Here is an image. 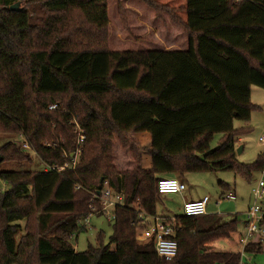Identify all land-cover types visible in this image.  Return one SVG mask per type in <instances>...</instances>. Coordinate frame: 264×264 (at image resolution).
I'll return each mask as SVG.
<instances>
[{"label": "trees", "instance_id": "16d2710c", "mask_svg": "<svg viewBox=\"0 0 264 264\" xmlns=\"http://www.w3.org/2000/svg\"><path fill=\"white\" fill-rule=\"evenodd\" d=\"M145 1L187 29V50L110 49L108 0H0V133L19 135L31 148L11 140L0 153L5 160L31 162L35 154L46 165L66 164L78 135L62 120L64 111L86 135L75 168L0 171L8 184L0 191V264L242 263L241 252L212 246L237 231V215L179 216V250L170 261L153 243L140 244L138 234L141 215L158 213L161 177L233 171L249 180L264 170V153L252 163L238 160L240 137L251 127L235 125L250 121L258 107L251 87L264 88V0H187L186 23L175 9ZM16 2L21 10L10 9ZM37 7L45 11L43 25L32 23ZM83 42L87 48L78 49ZM143 131L152 136L143 153L153 169L144 170L141 157L133 170H119L113 139ZM105 181L124 192L109 242L100 232L95 245L77 251L71 240L87 229L94 193ZM220 185L223 194L231 189ZM262 245L252 240L244 251L258 253Z\"/></svg>", "mask_w": 264, "mask_h": 264}, {"label": "rangeland", "instance_id": "374dc122", "mask_svg": "<svg viewBox=\"0 0 264 264\" xmlns=\"http://www.w3.org/2000/svg\"><path fill=\"white\" fill-rule=\"evenodd\" d=\"M160 3L159 1H157ZM24 5V2H22ZM162 4V3H160ZM131 0H108V15H109V25H108V47L110 49H120V50H142L146 49V44L137 43L135 38L137 32L132 31L131 27V15L130 11L126 6H131ZM121 6L126 12V22L122 18L124 13L121 11ZM152 7V6H150ZM155 9V8H154ZM156 11V9H155ZM157 12V11H156ZM75 20L81 21V16L78 14H73ZM46 14L43 9L37 7L35 13L33 14L32 23H38L43 25V20ZM42 20V21H41ZM86 27H90L86 24ZM154 36L150 35L145 37L144 42H152ZM85 39L84 42H86ZM78 39V43H79ZM78 46V49L87 48L85 43ZM154 43V42H153ZM151 43V44H153ZM161 43L156 45L154 43L151 46H160ZM254 92L252 95V103L258 107L252 111L251 119L247 122L248 126L251 127V132L242 136V140L239 142L240 145L244 147L243 151L238 154L237 158L242 163H252L254 162L260 153H264V141L260 137L264 134V88L259 86H254ZM62 116V115H61ZM237 127L243 126L244 121H236ZM221 134H216L214 141L212 143L213 147L218 144ZM15 141L21 144V136H9L4 133H0V148L8 141ZM113 154L114 162L119 170H133L137 166L138 162L142 157L145 148L142 147V142L134 136V133L126 135L120 134L116 135L113 139ZM239 145V146H240ZM3 158L0 160V171L5 170H41L45 168V163L37 156L33 155V161L21 160H5L3 153H0ZM185 180L187 183V190L184 195H189L191 198L203 197L208 195L210 197V202L208 204V214H218L223 217L224 220H229L234 216H238V228L234 233L235 239L240 235V233L246 232L245 212L254 203L253 197V186L257 183L261 176H264V170L257 171L253 173L251 179L236 175L233 171H217V172H191L185 173ZM176 178L183 180L181 174H177ZM223 181L231 186L230 190H226L224 195L227 193H233L231 199L223 198L222 186L220 182ZM8 189V184L0 178V191ZM252 195V199H251ZM222 197V198H221ZM264 201V200H263ZM183 198L179 194H167L161 196V199L157 202V212H163L170 210L178 215L182 214L181 205ZM263 210H264V203ZM113 222L109 221L104 215H93L91 217L90 223L87 224V229L82 230L78 234V239L76 236L71 240L73 246H75L77 251H85L89 244L97 243V236L102 232V239L105 245L108 244L110 235L112 233ZM31 228L34 232L38 230L37 222L31 224ZM142 232V231H141ZM140 232V233H141ZM139 233V234H140ZM141 236V235H139ZM225 239V238H221ZM221 239H216L213 241V248H218V241ZM237 241V239H236ZM151 244L139 245L140 248L148 249ZM238 249L242 252L243 245L240 244ZM242 263L243 264H264V241L262 245V251L258 253L242 252Z\"/></svg>", "mask_w": 264, "mask_h": 264}, {"label": "built area", "instance_id": "2783aa9c", "mask_svg": "<svg viewBox=\"0 0 264 264\" xmlns=\"http://www.w3.org/2000/svg\"><path fill=\"white\" fill-rule=\"evenodd\" d=\"M57 104L51 105V108H56ZM62 120L68 125L74 126L78 135L77 148L69 156V160L64 165H46V170H55L58 172L64 171L67 168H75L78 158L81 154V143L86 139L85 131L77 121L76 117L69 111H64L61 114ZM264 141V134L260 137ZM24 149H31L27 141L22 142ZM80 188V185L77 186ZM187 188L186 183L176 177H161L158 180V191L162 195L183 193ZM224 195V194H223ZM233 193H227L223 198L231 199ZM254 203L246 210V232L240 237V242L243 246L247 245L252 240L264 241V210L262 200L264 199V176H261L253 187ZM222 198V197H221ZM96 200V201H95ZM94 203L91 204V212L85 218L84 224L90 223L91 217L96 214L104 215L109 221H114L117 217L116 209L124 202V192L113 189L108 181H105L103 189L97 194L94 193ZM98 202V204H97ZM210 197L203 196L200 199L188 200L184 202L183 213L185 216H200L208 214V204ZM144 228L139 234L146 241L153 243L156 253L165 260H173L179 250V243L176 238L179 220L176 216H168L163 214L141 215ZM180 227V226H179Z\"/></svg>", "mask_w": 264, "mask_h": 264}, {"label": "crops", "instance_id": "0c3cea01", "mask_svg": "<svg viewBox=\"0 0 264 264\" xmlns=\"http://www.w3.org/2000/svg\"><path fill=\"white\" fill-rule=\"evenodd\" d=\"M155 1H159L160 3H162V5L169 6L173 9H175L176 14L181 17L182 21L185 23L187 22V20H188V12L186 9L187 8V0H155ZM131 3H132L131 6H126V7L130 11V13H132L130 22H131L132 31L135 30L137 32V34L135 36V38H137V40H135V41L137 43L146 44L147 48L142 49V50L155 49V50L166 51V50H187L189 48L190 36H189L187 29L184 26H181V25L177 24L176 22H174V20H172V18L170 17V15L167 12H163L162 17H159L157 12L155 11V9L153 7H150V5H148L145 0H131ZM150 35L155 37V38H152L153 39V40H151L152 42H149V43L144 42V41H146L145 37H149ZM153 42L156 43V45L161 43V45L160 46H151L154 44ZM151 43H153V44H151ZM116 50H120V49H116ZM133 51H139V50H133ZM254 86L251 87V101H252V95H253L254 89H256V88H253ZM235 125H236V122H235ZM246 125H248V124L246 122H244L243 126H246ZM236 127H237V125H236ZM239 127H242V126H239ZM134 136L142 142L141 144L143 145L142 146L143 148L146 146H149V147L151 146L152 136L149 132H147V131L135 132ZM241 140H242V137H240V141ZM243 149H244V147H243ZM142 166H143L144 170H146V171H151L153 169V159L147 153H143ZM176 175L177 174H170V175H166L164 177H176ZM182 177H184V178L181 181L186 183L184 174H182ZM186 185H187V183H186ZM186 190H187V188L184 190L183 193H175V194L181 195L183 198V202L181 205L182 206L181 207V209H182L181 215H184L183 205H184L185 201L196 200V199L202 198V197L191 198V197H189V195L188 196L184 195ZM221 196H223V194ZM251 199H252V195H251ZM263 200H262V203H264ZM157 214L176 216L178 218H179V216H181V215H178V214H176L170 210L158 212ZM244 216H245V214H244ZM244 225L246 226V219L244 221ZM243 235H244V233H240V235H238V237H236L237 241L235 239L234 234L230 238H225V239L219 240L218 241V248H214V250H217V251H239V252H241L238 249V246L241 244L240 237ZM138 240H139L140 244L149 242V241H146L144 237L139 236V234H138ZM244 248H245V246H243V251H244ZM242 255H243V253H242ZM241 264H243V263H241Z\"/></svg>", "mask_w": 264, "mask_h": 264}, {"label": "water", "instance_id": "95a60500", "mask_svg": "<svg viewBox=\"0 0 264 264\" xmlns=\"http://www.w3.org/2000/svg\"><path fill=\"white\" fill-rule=\"evenodd\" d=\"M20 5H21V2H16L15 4L10 6V9L11 10H21ZM242 150H243V146L242 145L238 146L237 153L240 154L242 152ZM2 159L3 158L0 156V160H2Z\"/></svg>", "mask_w": 264, "mask_h": 264}]
</instances>
